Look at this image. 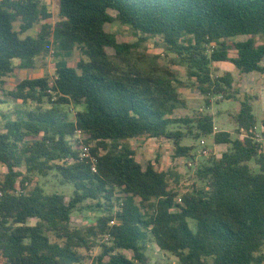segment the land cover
<instances>
[{"label":"trees","instance_id":"16d2710c","mask_svg":"<svg viewBox=\"0 0 264 264\" xmlns=\"http://www.w3.org/2000/svg\"><path fill=\"white\" fill-rule=\"evenodd\" d=\"M51 17L40 0H0V104L6 77L33 69L37 57L56 60L51 79H23L8 93L27 107L0 129L2 264H84L79 250L96 246L98 264H149L148 243L176 264H264V151L240 137L257 118L247 96L232 116L234 136L215 133L210 113L213 98H234L232 75L214 76L212 64L264 75V41L257 42L264 40V0H58L54 26ZM113 22L129 27L137 42H118L105 31ZM154 37L185 65L202 96L200 111L178 115L185 102L174 73L140 64L138 48ZM75 49L81 57L73 68L67 59ZM45 101L51 106L43 108ZM71 105L77 110L69 117L61 109ZM75 129L89 136L95 173L71 143ZM209 136L223 151L196 166L200 186L181 204L177 176L158 168L159 154L143 167L130 145L170 141L172 158L196 165L193 143ZM50 172L72 187L68 201L38 185L28 189L34 175ZM85 202L100 215L72 227L73 211Z\"/></svg>","mask_w":264,"mask_h":264},{"label":"rangeland","instance_id":"374dc122","mask_svg":"<svg viewBox=\"0 0 264 264\" xmlns=\"http://www.w3.org/2000/svg\"><path fill=\"white\" fill-rule=\"evenodd\" d=\"M42 4L47 5L50 8L52 17L46 22H49L52 26L57 21L58 12V0H40ZM109 14L114 17L115 12L109 11ZM39 30V26H35L28 33L35 35ZM105 31L112 33L116 36L118 42H137V37L132 33V30L127 27L120 25L117 22L108 23L105 25ZM26 35V34H24ZM23 35V36H24ZM242 37H236L232 41H237ZM262 38H257V42H262ZM106 52L109 56L114 55V50L107 48ZM143 60L140 64L143 67H156L158 69H167L174 73L177 79V91L180 98L185 102V107H181L177 114L180 116L192 115L196 111H200L202 106V96L196 91L195 88L190 86L191 82L187 79L186 67L179 62V59L169 52L163 45L160 38L154 37L148 39L146 42L141 44L140 48L137 50ZM230 55H235L234 51L230 52ZM80 53L78 49H75L72 56L67 59L69 66L75 68L76 63L80 58ZM55 58L53 54L50 53L44 57H37L34 60V68L22 70L17 76L11 75L6 77L4 80V85L2 87V97L3 103L0 104V129L3 127L6 119L10 117L11 113L21 108L26 107L21 106L20 101H15L8 96L10 91H13L15 86L20 80L28 78H40L47 77L51 79L54 75V63ZM264 64V61H262ZM212 70L214 76H221L225 72L233 73L235 84L233 86V96L234 98L226 101L223 100L216 103L219 97L212 99L211 113L214 114V125L220 130H229L234 136V122H232L228 114H235L240 106L241 101L244 100L245 95L249 97V103L253 109V113L257 118V125H260V120L264 119V75L255 74L256 77L248 80H239L236 72L228 64H212ZM34 106L32 103L28 105ZM43 108H48L51 106L46 101L42 105ZM68 113L69 117L74 115L77 110L74 106H68L61 109V111ZM220 114H219V113ZM216 115V116H215ZM210 138V137H209ZM191 142L184 140L182 144L188 145ZM195 149L193 150L194 162L196 165L193 168L187 166V162L183 157L179 158L178 164L175 165L174 158H172L174 149L170 141H158L155 139L143 138L137 141H131L130 145L136 148V159L144 167L147 161L153 160L157 154H159L158 168L162 170H171L177 176V186L178 193L181 196L191 190V187H199L200 184L196 181L194 174V169L197 165L205 162L211 155L213 151L212 138L207 140L204 147H201L199 141L193 143ZM203 150H207V155L202 154ZM213 154V152H212ZM5 173V169L0 166V176ZM174 182V180H171ZM38 185L43 188L46 193H62L66 197V201L69 200L72 195V187L69 185H62L60 183V178L54 172H50L47 177L43 178L38 175L32 177L31 184L28 183V189L33 188ZM116 208H114V211ZM100 213L93 208V204L89 202L83 203L79 208L73 211L71 215V226L72 227H82L87 225H92ZM33 223V221H31ZM191 228L194 227L193 222L189 221ZM105 237H100L97 242H106ZM101 248L99 246L94 247L91 251L79 250L81 256L83 257L84 264H98L96 258L99 255ZM264 252V251H262ZM131 255L130 252H127ZM146 255L149 259V264H176V258L169 253L160 251L153 243H148L146 246ZM0 264L2 262L0 261Z\"/></svg>","mask_w":264,"mask_h":264},{"label":"built area","instance_id":"2783aa9c","mask_svg":"<svg viewBox=\"0 0 264 264\" xmlns=\"http://www.w3.org/2000/svg\"><path fill=\"white\" fill-rule=\"evenodd\" d=\"M241 132L242 134H240V137H244L246 135L249 136L250 139L253 140L255 143H257L260 149L264 151V126L255 125L251 127L247 132H243V131ZM70 140L74 146L76 147L78 146L79 158L81 160L88 162L90 164L91 171L95 173L96 172V165H95L96 160H95V157L91 154V143L88 141L89 136L85 134L82 130L75 129ZM199 144L201 145V147H204L205 141L201 139L199 141ZM213 148H215L212 151L213 155H215L216 157H219L221 151H223L224 146L213 144ZM207 152H208L207 150H203L201 153L204 155H207ZM178 160L179 158L174 159L175 165L178 164L179 162ZM186 162L189 168H193L195 166L194 163L191 161L186 160ZM181 193L183 192H180V194L177 195V197L175 198L176 204L182 203ZM114 224H115L114 221L110 222V225H114ZM106 240H107V237H106Z\"/></svg>","mask_w":264,"mask_h":264},{"label":"crops","instance_id":"0c3cea01","mask_svg":"<svg viewBox=\"0 0 264 264\" xmlns=\"http://www.w3.org/2000/svg\"><path fill=\"white\" fill-rule=\"evenodd\" d=\"M223 64H228V65H230L231 67H232V69L236 72V74H237V76H238V79L239 80H248V79H252V78H254V77H256L255 76V74H259V73H255V72H253V73H249V74H239L237 71H236V69L230 64V63H226V62H222ZM217 64H220V63H217ZM261 65L262 66H264V64H262V62H261ZM23 70H26V69H23ZM22 71V70H21ZM226 73V72H225ZM228 73H230V72H228ZM231 75H232V77H233V80H234V75H233V73H230ZM259 75H261V74H259ZM242 80V81H243ZM234 84H235V80H234ZM234 84H233V86H234ZM245 96H247V95H245ZM248 97V96H247ZM249 98V97H248ZM231 100V99H230ZM226 101H229V100H226ZM253 110V109H252ZM238 112V111H237ZM210 113H211V108H210ZM219 113V112H218ZM212 114V113H211ZM220 114V113H219ZM213 115V119H214V114H212ZM229 116H230V118H231V120H232V122H234L233 121V119H232V116L234 115V114H228ZM255 115V114H254ZM216 116V115H215ZM262 120V119H261ZM260 120V121H261ZM215 123V121L213 120V124ZM235 124V123H234ZM235 129V125H234V128H233V130ZM220 131H224V132H229V130H220V129H218L215 125H214V132L216 133V132H220ZM229 133H231V132H229ZM232 134V133H231ZM210 137V138H209ZM209 137H206V138H203V140L205 141V143H206V141L207 140H210L212 137L211 136H209ZM140 140V139H139ZM132 141H137V140H132ZM131 142V141H130ZM212 144H215L214 142H213V139H212ZM134 147V146H133Z\"/></svg>","mask_w":264,"mask_h":264}]
</instances>
